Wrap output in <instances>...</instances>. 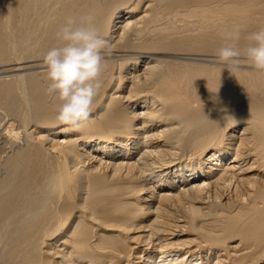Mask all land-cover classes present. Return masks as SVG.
I'll return each mask as SVG.
<instances>
[{
  "label": "bare ground",
  "instance_id": "obj_1",
  "mask_svg": "<svg viewBox=\"0 0 264 264\" xmlns=\"http://www.w3.org/2000/svg\"><path fill=\"white\" fill-rule=\"evenodd\" d=\"M89 13L112 54L74 129L41 56ZM234 26L264 0H0V264H264V72L213 56Z\"/></svg>",
  "mask_w": 264,
  "mask_h": 264
},
{
  "label": "clouds",
  "instance_id": "obj_2",
  "mask_svg": "<svg viewBox=\"0 0 264 264\" xmlns=\"http://www.w3.org/2000/svg\"><path fill=\"white\" fill-rule=\"evenodd\" d=\"M218 35L221 43L213 56L221 70L235 75L247 66L264 72V26L247 34L240 26L221 27ZM56 39L58 44L41 56L47 80L45 93L57 101L56 118L78 129L90 119L102 93L112 47L91 13L67 17Z\"/></svg>",
  "mask_w": 264,
  "mask_h": 264
}]
</instances>
